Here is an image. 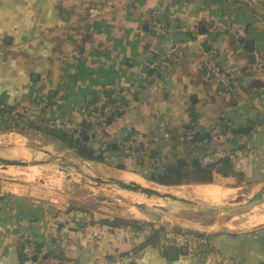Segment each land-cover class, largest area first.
<instances>
[{
  "label": "crops",
  "instance_id": "1",
  "mask_svg": "<svg viewBox=\"0 0 264 264\" xmlns=\"http://www.w3.org/2000/svg\"><path fill=\"white\" fill-rule=\"evenodd\" d=\"M151 15L166 32L156 34ZM208 51L234 89L208 71ZM260 59L264 0H0V126L40 134L35 128L49 124L90 127L89 107L114 103L123 110L86 146L103 163L148 178L178 161L192 170L195 161L213 181L262 182L264 72L253 69ZM190 132L203 138L188 143ZM134 135L146 142L123 148ZM121 149L124 156H111ZM222 158L226 176L216 170ZM88 220L37 197L0 194V264H220L224 257L264 264V225L201 233L205 243L182 253L163 248L160 237L153 242L148 225ZM25 240L45 251L36 248L29 263Z\"/></svg>",
  "mask_w": 264,
  "mask_h": 264
},
{
  "label": "rangeland",
  "instance_id": "2",
  "mask_svg": "<svg viewBox=\"0 0 264 264\" xmlns=\"http://www.w3.org/2000/svg\"><path fill=\"white\" fill-rule=\"evenodd\" d=\"M18 134L22 137L20 138L21 140L18 139L17 142V140L14 139V136L16 137ZM3 137L5 139L7 138L6 141ZM45 137L47 136L42 135L40 133L32 132L28 129H18L10 126H0V152L8 150L9 148L24 149L29 154L30 160H32L33 157L37 159H50V157H48L39 149L40 147L46 146L51 143V141H48L47 139L50 137ZM69 153L74 157H78L72 154L71 152ZM75 163L76 166L80 167L82 171H84V173L89 176L99 174L101 178H106L104 173L108 169L106 168L108 165L103 164L105 167L100 166L96 168L95 165L86 163L82 159H79ZM26 168L27 167H22V172H26ZM41 169L45 170L46 172L42 171L41 173H43V175L40 174L38 177L30 179L25 176L21 178H16L10 175L1 174L0 194L4 195L13 193L43 199L44 201H47L49 203H53L60 207H65L68 211L70 210L71 212L73 211L86 214L89 219V224H105L107 222L114 223V221H123L127 223H136V225L144 224L150 225L152 227L154 226L157 227L160 231L175 230L191 232L195 234H211L220 231L234 232V230H231L225 227L224 225L225 221L228 218H231V216H226L223 213L208 214L194 212L186 209L166 208V205L164 210H160L152 206H144L146 210H148L147 212L149 214L148 215L143 213L144 215H146L147 220L139 219L137 217L135 219V216H133L132 214L130 215V213H128L125 209H121V207H119L113 199L106 198L102 194H93L89 192L87 188L85 189L81 187L80 181L78 183L71 181L70 179H74L73 177H67L65 174H62L58 170L47 168ZM50 176L56 178L55 180L58 182L50 183V185L48 182L49 180L46 179H49ZM80 178L83 177L79 176V179ZM45 181H47L48 183ZM213 182L228 188L245 187L247 189V192L252 191L253 193L257 192L260 189L261 184V182L244 183L239 177H236L235 179H231L229 181L217 178ZM178 186L180 185L170 187ZM14 187H16L15 191H13ZM125 192L129 193L127 191ZM101 197H103L104 200H100ZM118 197L123 204L128 205L127 201L122 199V197H120L119 195ZM152 213L157 214L159 218L157 219L155 216H153Z\"/></svg>",
  "mask_w": 264,
  "mask_h": 264
},
{
  "label": "bare ground",
  "instance_id": "3",
  "mask_svg": "<svg viewBox=\"0 0 264 264\" xmlns=\"http://www.w3.org/2000/svg\"><path fill=\"white\" fill-rule=\"evenodd\" d=\"M21 137L22 136L18 134L16 137L14 136V139H16L18 142V139H20ZM39 149L43 153H45L48 157H50V159H52L54 162L60 164L61 167H66V168L76 167L75 162L81 159L80 157L72 156L64 147L60 146L55 141H51L50 144L40 147ZM30 162L31 160L26 150L9 148L8 150L0 152V175L6 174L16 178H21L25 176L28 177V179L38 177L40 174L43 175V173L41 172L45 170H42L41 168H45V167L30 166L26 168L27 170L26 172H22V170L24 169V168L22 169L21 167L22 164L30 163ZM20 167L22 170L20 169ZM65 175H67V177L70 178L73 177L74 179H70V180L75 183H78L80 181L81 187L85 189L87 188L89 192L93 194H102L106 198L113 199L117 203V205L121 207V209H125L128 213H130V215L132 214L133 216H135V219L137 217L139 219L147 220V217L144 214H148L147 212L148 210H146V208L143 205L162 206L164 204V201L162 199L157 200L153 198H147L146 196L141 194H132L130 192L126 193L124 189H122L120 186L105 181L103 178L100 177L99 174L90 176L88 178H80V179L79 176H74L73 173L65 174ZM115 176L126 183L133 182L141 185L142 187L148 188L154 192H158L162 195L167 194L173 197L174 199L180 201L184 199H190V200L206 202L214 205H230V204L234 205L236 203H243V204L249 203L257 199L260 195L264 193V181L261 182L260 189L257 192L253 193L252 191L247 192V189L245 187L234 189V188L225 187L217 183L192 184L189 186L180 185L178 187L162 186L158 183L147 181L138 174L123 170L116 171ZM46 179L49 180L48 181L49 184L58 182L55 180L56 178L52 176H50L49 179L48 178ZM115 192L120 197H122V199L127 201L128 205L123 204ZM100 200H104V198L101 197ZM152 214L157 219L159 218L157 214L155 213ZM224 225L225 227L234 231H247V230L255 229L261 225H264V203H262L259 206L253 207L247 213L228 218L225 221Z\"/></svg>",
  "mask_w": 264,
  "mask_h": 264
},
{
  "label": "built area",
  "instance_id": "4",
  "mask_svg": "<svg viewBox=\"0 0 264 264\" xmlns=\"http://www.w3.org/2000/svg\"><path fill=\"white\" fill-rule=\"evenodd\" d=\"M151 24L154 28L157 35L162 34L166 32L164 27L159 22L156 15H151ZM203 63L208 69V71L211 73V75L219 81L226 89L232 90L235 87L234 80L221 68V66L218 64V61L216 59L215 53L213 51H208L203 54ZM254 71L264 72V60L260 59L253 67ZM158 72L161 70V68L157 69ZM155 79H158L157 76H155ZM133 91V90H132ZM2 107L0 106V109ZM88 116L87 121L90 124L89 130L86 132L87 135V142L85 143L86 146L89 145L90 141L93 139V137L100 131L101 128L105 127L106 125V118L115 116L118 112H121L123 110L122 105L114 104V103H98L93 106H90L88 109ZM18 112L21 113V110ZM49 128L52 129H60L70 135L73 139H80L82 129L79 125L72 122H66L62 124H49L46 125ZM214 131L217 133L218 129H214ZM193 132L187 133L186 139L190 140L193 138ZM231 136L227 135L224 137V139H230ZM146 142V138L140 135H134L128 140H122L120 144L125 149H130L132 151H138L142 144ZM16 190V187L13 188V191ZM158 228L149 226L146 228V231L149 233H154ZM131 234L134 233V231H130ZM129 234V236H131ZM159 237L161 238V245L163 248H185L188 251H193L195 244H203L205 243V240L198 234L191 233V232H185V231H175V230H164L159 231ZM35 246L32 243H24L22 246V257L24 263L30 262L35 255ZM40 252L44 251V248L41 247ZM45 252V251H44ZM50 261L53 264H71L69 261H57L56 259H50ZM220 264H234V262L229 258H221Z\"/></svg>",
  "mask_w": 264,
  "mask_h": 264
},
{
  "label": "water",
  "instance_id": "5",
  "mask_svg": "<svg viewBox=\"0 0 264 264\" xmlns=\"http://www.w3.org/2000/svg\"><path fill=\"white\" fill-rule=\"evenodd\" d=\"M250 60L253 58V55H251V57H249ZM17 134V133H16ZM44 135V134H42ZM51 138V137H50ZM202 136H198V137H194L192 139H190L189 141H187L188 143H194V142H198L202 139ZM54 140H56L55 138H53ZM60 145L64 146L65 148H67L69 150V152H71L72 154L80 157L84 162L86 163H90L95 165L96 168L107 165L105 163H103L102 161L97 160L96 158H89L84 156L82 153H80L79 151L69 147L68 145L63 144L62 142L59 143ZM126 154V151L121 149L115 152H111V156L115 157V156H124ZM104 164V165H103ZM30 166H36V167H45L47 169H54V170H58L60 172H62L63 174H70L73 173L74 176H82L83 178H88L90 177L89 175L85 174L84 171H82V169L78 166L73 167V168H66V167H61L60 164L54 162L52 159H37L35 157L32 158L30 163H23L22 167H30ZM106 168H108L105 171V176L106 178L104 179L105 181H108L110 183H114L118 186H120L122 189H124V191L130 192L132 194H141L146 196L147 198H153V199H162L164 201V204L162 206H158V205H152V207L158 208L160 210H164L165 209V205L166 208H177V209H186V210H190V211H194V212H199V213H208V214H225L226 216H239L241 214L247 213L250 211V209H252L253 207L259 206L262 203H264V193L262 195H260L257 199L249 202V203H236L234 205H214V204H210V203H206V202H200V201H196V200H190V199H184V200H177L174 199L173 197L167 195V194H160L158 192H154L148 188L142 187L139 184L133 183V182H129L126 183L124 181H122L121 179H119L118 177H116V171L119 170H123L126 171L124 169H118V168H114L111 166H107ZM67 176V175H66ZM141 176V175H140ZM143 177V176H141ZM144 179L148 180L147 178L143 177ZM162 186H166V185H162ZM174 186V185H172ZM234 189H237L239 187H231ZM146 206V205H143ZM222 232V231H220ZM175 249L170 251V254L174 255L175 253ZM182 253H186V249H182L181 250ZM39 253V250L35 251V255L33 257V259L36 257V254Z\"/></svg>",
  "mask_w": 264,
  "mask_h": 264
},
{
  "label": "trees",
  "instance_id": "6",
  "mask_svg": "<svg viewBox=\"0 0 264 264\" xmlns=\"http://www.w3.org/2000/svg\"><path fill=\"white\" fill-rule=\"evenodd\" d=\"M111 117L106 118V124L109 122ZM82 132L80 139H73L70 135L65 133L64 131L60 129H52L47 126L43 127L42 129H38L37 127L35 129L40 130L47 136L51 138H55L62 143H66L68 146L71 148L79 151L82 153L84 156L89 157V158H96L97 160H102L101 157H94L93 152L89 150L85 143L87 142V135L86 132L89 130V126L83 124L80 125ZM47 138V137H45ZM48 140L53 141L50 138H47ZM218 167H216V170L226 176L228 173L226 170H229V164L228 160L226 158H222L218 161ZM187 164L183 161H178L175 166H170L168 167L165 172L162 175L159 176H151L148 177V180L158 183L160 185H166V186H172V185H181V184H190V183H198V184H205V183H212V177H211V172L206 171L205 169H202L199 167L197 162H192V170L187 169ZM108 227L111 228H122V227H132V228H139L136 223H127L123 221H114L112 222H107L105 223ZM150 226V225H148ZM159 229H157L151 239L153 242L159 239ZM199 235V234H198ZM24 243H32L34 246L36 245L33 241L31 240H25ZM23 243V245H24ZM22 245V246H23ZM39 245H36L35 248H40L38 247Z\"/></svg>",
  "mask_w": 264,
  "mask_h": 264
}]
</instances>
